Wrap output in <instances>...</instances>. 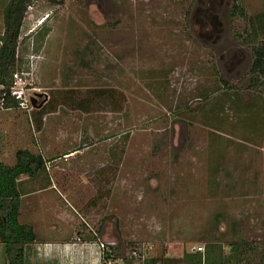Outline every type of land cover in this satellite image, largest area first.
I'll list each match as a JSON object with an SVG mask.
<instances>
[{
  "label": "rangeland",
  "instance_id": "obj_1",
  "mask_svg": "<svg viewBox=\"0 0 264 264\" xmlns=\"http://www.w3.org/2000/svg\"><path fill=\"white\" fill-rule=\"evenodd\" d=\"M263 21L264 0L34 1L0 161L43 156L25 187L55 185L120 260L214 245L217 264H264Z\"/></svg>",
  "mask_w": 264,
  "mask_h": 264
},
{
  "label": "trees",
  "instance_id": "obj_2",
  "mask_svg": "<svg viewBox=\"0 0 264 264\" xmlns=\"http://www.w3.org/2000/svg\"><path fill=\"white\" fill-rule=\"evenodd\" d=\"M36 0H9L3 10L5 30L0 38V112L2 109L17 108L19 102L12 97L13 75L17 65V50L21 36L22 23L28 8ZM54 2V0H51ZM264 35V21L261 24ZM256 60L252 67V74L256 78L254 85L264 82V44L260 49L254 48ZM101 94V92H100ZM96 95L99 97L98 93ZM47 161L41 155L28 150H20L16 154V164L9 166L0 161V242L5 245L7 264H24L25 246L37 240L34 229L30 225L20 223L21 214V179L26 176L37 180L46 171ZM96 237L98 235L94 233ZM100 240V239H99ZM101 242V240H100ZM206 253L197 250L185 253L182 259L158 258L143 264H217L221 257L211 256L214 245H209ZM116 252V251H115ZM141 257L139 261H141ZM235 257L229 258L230 264ZM134 258H124L125 264H130ZM221 264H224V260Z\"/></svg>",
  "mask_w": 264,
  "mask_h": 264
},
{
  "label": "crops",
  "instance_id": "obj_3",
  "mask_svg": "<svg viewBox=\"0 0 264 264\" xmlns=\"http://www.w3.org/2000/svg\"><path fill=\"white\" fill-rule=\"evenodd\" d=\"M24 178L38 180L26 176L21 179L20 223L32 226L37 238L25 246L24 264H101L100 240L90 233L93 228L88 229L82 214L73 206H68L69 203L62 197L64 194L55 185L51 187L56 194L47 195L46 190L38 191L33 186L26 188ZM63 204L78 214L81 222L68 214L62 208ZM0 254L2 258L6 255L5 245L1 242Z\"/></svg>",
  "mask_w": 264,
  "mask_h": 264
},
{
  "label": "built area",
  "instance_id": "obj_4",
  "mask_svg": "<svg viewBox=\"0 0 264 264\" xmlns=\"http://www.w3.org/2000/svg\"><path fill=\"white\" fill-rule=\"evenodd\" d=\"M15 80L13 79V87L11 90V95L13 98H15L18 102L19 105L21 107H26L25 104L26 102L23 100V95H21V93H19V91L16 89V86L18 85V80H20L21 78L19 77L18 73H16L14 75ZM99 248H100V260H101V264H125L124 263V259L120 260L119 258L116 257V248L113 247V245L109 242H104L101 241L99 243ZM197 251L199 252H203L202 248L197 249ZM134 258L133 260H131L130 264H143L142 262L145 260L142 259L141 257V261H139L140 256H136V253H134L133 256H131Z\"/></svg>",
  "mask_w": 264,
  "mask_h": 264
},
{
  "label": "water",
  "instance_id": "obj_5",
  "mask_svg": "<svg viewBox=\"0 0 264 264\" xmlns=\"http://www.w3.org/2000/svg\"><path fill=\"white\" fill-rule=\"evenodd\" d=\"M37 102H38L37 99H32V105L34 108H41L46 101H44L39 107L37 106Z\"/></svg>",
  "mask_w": 264,
  "mask_h": 264
}]
</instances>
